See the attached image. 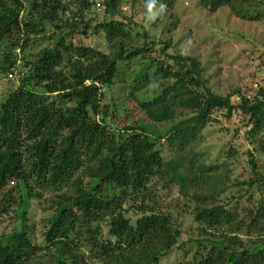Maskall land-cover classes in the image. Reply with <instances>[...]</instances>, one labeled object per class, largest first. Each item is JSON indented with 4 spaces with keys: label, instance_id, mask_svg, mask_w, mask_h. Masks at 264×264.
<instances>
[{
    "label": "rangeland",
    "instance_id": "obj_1",
    "mask_svg": "<svg viewBox=\"0 0 264 264\" xmlns=\"http://www.w3.org/2000/svg\"><path fill=\"white\" fill-rule=\"evenodd\" d=\"M83 1L87 8L83 7ZM146 1L60 0L64 11L58 12L55 24L43 21L34 36L27 38L19 31L15 37L0 41V60L5 55L8 61L16 58L14 68L0 70V102L19 87L36 56L60 39L66 46L92 48L111 56L123 51L125 56H133L117 63L116 78L100 91V115L92 116L117 134L110 116H125L136 87L149 81L135 97L150 101L163 87L172 84L155 83L153 77L158 67L172 64L168 56L183 55L196 60L204 88L217 96L229 97L232 112L215 109L200 119L188 110L175 109L168 122L140 124L163 162L146 189L140 192L119 189L81 174L74 177L82 179L83 188L93 195L120 202L132 226L142 216L137 211L139 207L167 216L178 233V240L158 264H194L197 257L207 254L210 238L238 237L243 246L257 238L254 231L247 233V224L264 205V135L252 141L248 135L252 120L243 114L240 103L241 98L254 101L264 92V0H228L225 6L213 11L201 0H154L151 8L146 6ZM112 10L114 17L108 13ZM29 13L30 2L24 0L20 19ZM110 19L126 24L123 40L109 43L101 31L100 24ZM25 39L29 41L21 49ZM67 59L64 56L61 66L65 74L69 71ZM63 106L72 107L73 103ZM186 126H195L194 137H189L182 149L170 144V135ZM6 192L10 196L5 202L0 197V238L19 232L24 225L32 243L44 248L47 246L44 233L50 218L58 203L73 195L74 190L70 184L59 192L38 191L39 196L30 201L23 222L17 215V189L11 185ZM203 204L225 207L233 213L236 223L216 228L198 223L195 216L204 208ZM94 227L98 244L116 242L109 233V218ZM85 237V234L72 237L74 247L87 264H100L97 249ZM52 257V250H44L36 254L32 264H54Z\"/></svg>",
    "mask_w": 264,
    "mask_h": 264
},
{
    "label": "trees",
    "instance_id": "obj_2",
    "mask_svg": "<svg viewBox=\"0 0 264 264\" xmlns=\"http://www.w3.org/2000/svg\"><path fill=\"white\" fill-rule=\"evenodd\" d=\"M153 1L147 0L146 6L153 5ZM201 1L211 11L228 3ZM29 2L30 13L20 19L24 0H0V41L15 37L19 31L24 37L34 36L41 22L55 24L58 12L64 11L60 0ZM83 7L87 8L86 1ZM113 11H108L110 17L116 16ZM125 28L124 22L115 19L100 24L109 43L123 40ZM28 41L23 40L21 49ZM64 56L68 57L67 74L61 70ZM132 56H125L123 51L111 56L92 48H73L60 39L36 56L19 87L0 102L2 200L9 198L6 189L14 185L19 193L17 215L23 222L38 191L59 192L70 184L74 190L73 195L58 203L49 220L44 233L47 246H35L23 225L19 232L0 238V264H32L36 254L44 250H52L54 264H87L71 240L76 234L86 235L84 239L97 249L100 264H158L177 244L178 233L167 216L139 207L137 211L142 216L132 226L120 202L93 195L83 188L82 179L74 177L81 174L119 189L140 192L163 163L140 124L168 122L175 109L188 110L205 119L215 109L232 112L233 106L229 97L217 96L204 88L196 60L183 55L168 56L172 64L158 67L153 77L155 83L172 84L163 87L150 101L135 97L150 82L136 87L125 116H110L111 125L118 132L115 134L92 116L100 115V91L116 78L117 63ZM8 59L7 55L2 57L0 70L14 68L16 58ZM64 103L73 106L65 107ZM240 109L252 120L248 135L256 141L257 136L264 135V92L254 101L241 98ZM195 129H177L168 141L182 149L187 139L194 137ZM203 205L195 216L198 223L210 228L236 223L233 213L225 207ZM107 218L109 233L116 242L98 244L94 225ZM252 231L257 238L248 246H243L238 237L210 238L207 254L197 257L194 264H264V205L247 224V233Z\"/></svg>",
    "mask_w": 264,
    "mask_h": 264
},
{
    "label": "clouds",
    "instance_id": "obj_3",
    "mask_svg": "<svg viewBox=\"0 0 264 264\" xmlns=\"http://www.w3.org/2000/svg\"><path fill=\"white\" fill-rule=\"evenodd\" d=\"M149 7L151 8V5H150ZM163 9H164V5L161 4V5H160V11H163Z\"/></svg>",
    "mask_w": 264,
    "mask_h": 264
},
{
    "label": "built area",
    "instance_id": "obj_4",
    "mask_svg": "<svg viewBox=\"0 0 264 264\" xmlns=\"http://www.w3.org/2000/svg\"><path fill=\"white\" fill-rule=\"evenodd\" d=\"M97 7H99V5H97ZM8 76H9V77H13V75H12V74H9Z\"/></svg>",
    "mask_w": 264,
    "mask_h": 264
}]
</instances>
